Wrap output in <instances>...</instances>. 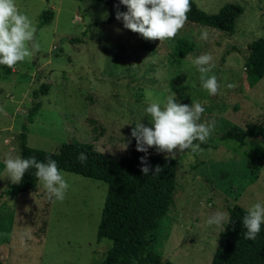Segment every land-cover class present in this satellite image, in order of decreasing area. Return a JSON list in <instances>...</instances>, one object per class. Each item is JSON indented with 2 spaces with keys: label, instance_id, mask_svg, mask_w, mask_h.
<instances>
[{
  "label": "rangeland",
  "instance_id": "374dc122",
  "mask_svg": "<svg viewBox=\"0 0 264 264\" xmlns=\"http://www.w3.org/2000/svg\"><path fill=\"white\" fill-rule=\"evenodd\" d=\"M192 1L209 13L237 3L244 13L233 34L184 21L174 37L160 41L123 27L122 20L107 23L109 9L100 0H15L34 32L22 61L11 69L0 65V173L6 158H21L23 125L31 147L59 152L63 143L77 140L128 155L131 126L151 127L144 112L149 103L163 106L173 94L179 103H199L203 112L197 123L213 124L207 137L211 145L195 152L173 149L177 205L149 236L174 264H211L231 208L264 203V167L255 180L247 175L249 161L264 160V139L249 136L241 144L220 138L233 125L264 124V76L251 86L245 67L249 45L264 36V0ZM45 12L52 13L47 21ZM182 39L194 43L193 49H180ZM202 54L211 57L209 75L218 84L214 95L201 88L191 63ZM43 85L47 92L35 98ZM38 100L41 108L28 122ZM61 173L67 183L62 200L50 197L41 181L35 191L9 194L17 183L0 179L4 264H99L105 259L112 241L99 240L97 233L108 183ZM216 212L225 213L226 220L207 224Z\"/></svg>",
  "mask_w": 264,
  "mask_h": 264
},
{
  "label": "trees",
  "instance_id": "16d2710c",
  "mask_svg": "<svg viewBox=\"0 0 264 264\" xmlns=\"http://www.w3.org/2000/svg\"><path fill=\"white\" fill-rule=\"evenodd\" d=\"M109 9L107 23L116 19V12H124L126 7L119 0H100ZM244 9L237 3H227L218 12L209 13L189 0V10L186 20L202 26L216 28L233 34ZM51 12L44 13L47 21ZM187 39L179 42L183 51H190L194 43ZM179 52V51H178ZM180 53V52H179ZM245 67L248 82L251 86L264 76V36L249 45V54L245 57ZM48 86L34 91V97L39 92L45 94ZM41 101H36L28 112V122L41 108ZM133 124L131 126H134ZM27 125H23L20 133L21 158L34 157L41 162L54 160L58 170L74 172L87 177H93L108 183V192L98 226V239L108 238L112 246L105 259L99 264H174L152 246L151 235L159 227L160 220L177 205V175L178 160L162 155L152 154L154 147H149L147 153L136 150L135 139L132 140V150L128 155L116 154L96 149L92 143L83 141H68L61 145L59 152H50L41 148L31 147L27 143ZM131 133V131H130ZM264 139V124L249 123L245 127L233 125L220 134L221 139H233L241 144L247 137ZM194 144L207 148L211 145L206 138L203 143L194 140ZM183 151H190L188 149ZM84 153L86 159H77ZM145 156L149 167L147 175L141 172L140 157ZM161 170L154 172L155 167ZM264 167V160L249 161L247 175L250 180L258 177L259 170ZM35 169L29 168L9 194H19L25 191H35L38 185ZM247 209L237 204L231 208L228 224L220 234L219 244L211 264H264V224L254 240L244 238L245 229L242 218ZM0 264L4 262L0 259Z\"/></svg>",
  "mask_w": 264,
  "mask_h": 264
},
{
  "label": "clouds",
  "instance_id": "9594fccd",
  "mask_svg": "<svg viewBox=\"0 0 264 264\" xmlns=\"http://www.w3.org/2000/svg\"><path fill=\"white\" fill-rule=\"evenodd\" d=\"M119 3L126 7V11L116 12V19L122 20L123 27L149 40L161 41L174 37L183 26L189 10V0H119ZM104 17L106 13L102 16ZM33 32L34 27L29 18L18 11L15 0H0V65L11 69L18 61H22L29 54L25 43L32 40ZM205 37L206 34L201 33V38ZM35 47L33 45V49ZM210 59L209 55L202 54L191 63L199 73L201 88L209 95H214L218 84L215 76L209 75ZM144 112L151 117V127L139 122L132 127L130 133L135 139L136 150L144 153H147L149 147H154L158 153L164 152L168 158L175 157L173 149L195 152L199 145L193 141L203 143L213 127L211 122L197 123L203 112L201 104L191 103L189 106L179 103L174 94L166 98L163 106L158 102L149 103ZM77 159L83 162L86 156L80 153ZM139 159L141 172L147 175L149 167L145 163L146 157ZM3 164L0 179L6 176L10 182L18 183L29 168H34L35 176L42 182L50 197L55 200L64 198L67 183L54 160L41 162L34 157L24 159L17 156L6 158ZM160 170L157 166L153 173ZM225 220V213L216 212L208 217L206 223L219 225ZM242 224L245 229L244 238L254 240L264 224V203H253L243 216Z\"/></svg>",
  "mask_w": 264,
  "mask_h": 264
}]
</instances>
